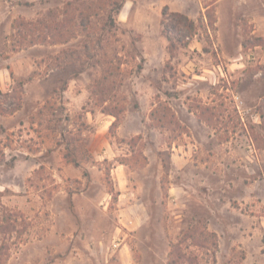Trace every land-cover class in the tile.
<instances>
[{
	"label": "rangeland",
	"instance_id": "obj_1",
	"mask_svg": "<svg viewBox=\"0 0 264 264\" xmlns=\"http://www.w3.org/2000/svg\"><path fill=\"white\" fill-rule=\"evenodd\" d=\"M110 7L0 0V215L27 225L6 264H168L204 224L212 264H264V0Z\"/></svg>",
	"mask_w": 264,
	"mask_h": 264
},
{
	"label": "trees",
	"instance_id": "obj_2",
	"mask_svg": "<svg viewBox=\"0 0 264 264\" xmlns=\"http://www.w3.org/2000/svg\"><path fill=\"white\" fill-rule=\"evenodd\" d=\"M109 5L111 6L107 15V25L108 28H112L115 26V18L114 16L119 12L122 6V0H108ZM83 13L80 11L77 16L80 17V20L86 19L82 15ZM169 15L171 18L166 23V27L168 29L174 28L176 25H182L186 30V35L192 36L195 34V24L193 20L188 18V16L179 13V12H170L167 13V7H164L162 11L163 20L166 19V16ZM165 17V18H164ZM40 21L37 22H28V25H32L34 29L36 28V24H40ZM83 28L87 29V24H82ZM46 28H49V31H57L56 33L61 34L63 29V24L61 23H53V24H45ZM165 28V31L168 30ZM67 31L75 34L73 32V28L66 29ZM63 34V33H62ZM47 35L42 36V40L46 39ZM69 37V36H68ZM169 42H172V37L167 36ZM264 44V38H257ZM65 41V39H64ZM34 42L30 40V43ZM187 42H184L186 44ZM156 112V108L151 111V115ZM112 114V113H109ZM114 114V113H113ZM115 120L112 122L111 126L114 127L118 124L119 116L114 114ZM76 164V160H69ZM21 224V225H20ZM190 225L187 230L182 234V236L174 243L171 244V248L168 254V264H200L198 261V254L190 251H184L182 245L187 241H190L196 247H201L205 249L208 253H211L213 258L211 262L206 264H212L215 261V251L217 248V235L214 231H210L207 229L206 225ZM27 225L25 220L20 219L16 213L11 210H5L2 215H0V264H6L7 258L9 256V251L12 245L16 242V239L19 238L22 232L26 229ZM200 228V229H199Z\"/></svg>",
	"mask_w": 264,
	"mask_h": 264
}]
</instances>
